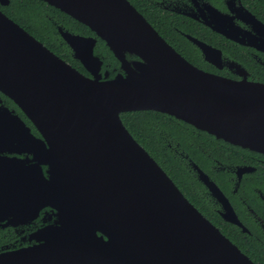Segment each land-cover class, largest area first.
Returning <instances> with one entry per match:
<instances>
[{"label":"water","instance_id":"water-1","mask_svg":"<svg viewBox=\"0 0 264 264\" xmlns=\"http://www.w3.org/2000/svg\"><path fill=\"white\" fill-rule=\"evenodd\" d=\"M43 1L95 34L58 28L89 76L0 10V90L39 133L15 114L0 119V220L19 221L20 209L36 214L43 206L58 215L40 243L0 251V264H257L189 202L120 114L162 112L264 153V83L248 80L234 62L228 66L240 79L193 65L129 0ZM97 37L119 62L114 76L102 71ZM188 38L222 67L219 49ZM193 166L225 205L224 217L238 223L220 189Z\"/></svg>","mask_w":264,"mask_h":264},{"label":"flooded vegetation","instance_id":"flooded-vegetation-1","mask_svg":"<svg viewBox=\"0 0 264 264\" xmlns=\"http://www.w3.org/2000/svg\"><path fill=\"white\" fill-rule=\"evenodd\" d=\"M146 2L149 3L151 9L157 8L161 12H167L168 14L174 15L172 20L168 23V27L172 28L178 34L183 35L191 44H193L199 50L202 60L207 64L212 65L216 71L200 68L187 59L190 63L204 71L216 73L232 79H240L242 77L241 74L235 72L234 67L230 68L228 66L229 62H234L245 70L246 78L248 80L264 83V80H262L260 76L262 71H264V49H261L264 48V0H146ZM217 11L221 16L222 14L225 16L224 21H220L223 18L216 19ZM53 23L55 25L56 33L68 47L69 45L65 42L59 32V27L71 33L95 36L94 33L93 35L77 33L61 24L55 23L54 21ZM149 23L152 25L150 21ZM212 25L224 27L232 37H235V39H231V37H226L215 31L212 28ZM186 29H189L190 31H187ZM214 34L221 37L222 40L219 42L222 46L229 45L232 49L230 51H225L222 47L210 41L211 36ZM188 36L194 37L199 41L219 49L223 61L222 67L217 68L215 65L206 61L200 48L193 43ZM98 39L100 38L97 37L94 47L95 53H98L96 50ZM71 55L73 57L72 50ZM99 56L103 59L102 71L107 70L109 76H114L119 72V62L118 65L115 66L108 62L105 56ZM242 60L249 62V66H247ZM85 75L89 76V73L87 72ZM8 112L20 117L26 125L31 128V131L35 135H39L38 131L22 112L21 108L9 96L0 90V119L7 117L11 118V115H9ZM223 142L225 145L227 144L225 150L228 151V155L223 156V158L222 153L220 152L218 153V156L207 154L208 169L199 166L198 163L188 158V155H185V158L188 159V164L194 171L196 179L204 187L203 192L211 204L213 211L217 215L219 223L227 226V229L234 232L235 241L231 240V238L223 233L216 224L207 218L196 206L195 207L216 227H218L219 230L244 254L249 257L264 256V153L251 151L225 141ZM230 154H234L235 157L231 159L232 157ZM2 155L16 156L18 158H24L26 156L31 157L30 154L27 155L26 153L17 152H3ZM193 165H197V167L200 168L220 189L236 215L238 223L227 220L224 217V214L226 213L225 205L218 200L217 197L213 196L208 187L199 179L198 172ZM211 173L218 176V181L212 177ZM20 210L21 213L17 216L19 221L9 222L8 219L10 220V217L12 216L7 217V215L5 219L0 220V251H10L38 244L41 242L38 238L43 234L42 230L57 224L58 215L55 213L56 210L50 206L41 207L36 214L33 212L27 214L22 211V209ZM30 210L31 209H27L26 212H29Z\"/></svg>","mask_w":264,"mask_h":264},{"label":"trees","instance_id":"trees-1","mask_svg":"<svg viewBox=\"0 0 264 264\" xmlns=\"http://www.w3.org/2000/svg\"><path fill=\"white\" fill-rule=\"evenodd\" d=\"M129 1L183 57L200 68L216 71L212 65L202 60L199 50L193 44L183 35L168 27V23L174 15L161 12L157 8L151 9L146 0ZM0 10L40 40L55 54L70 62L72 66L81 72L87 73L80 62L72 57L70 48L56 33L53 21L74 32L93 35V32L86 25L43 0H9L6 6L0 5ZM186 30L190 31L189 29ZM220 40H222L221 37L216 34L212 35L210 39V41L222 47L225 51L232 49L229 45L222 46L219 42ZM96 50L105 56L112 65H118L117 59L100 39H98ZM243 62L249 66V62ZM260 76L264 80V71H262ZM120 117L133 138L154 158L183 195L216 224L223 233L235 241L234 232L219 223L217 215L203 192L204 187L196 179L194 171L188 164V159L185 158V155H188V158L198 163L199 166L208 169L207 154L218 156L220 152L222 157L227 156L228 151L225 150L227 144L225 145L222 140H217L212 135L162 112L136 110L122 112ZM230 156L232 157L231 159L235 157L234 154H230ZM211 175L218 181V176L213 173ZM250 257L258 264H264V256Z\"/></svg>","mask_w":264,"mask_h":264}]
</instances>
